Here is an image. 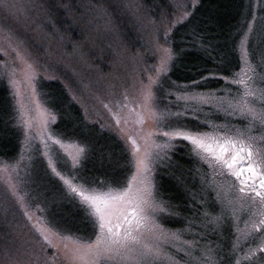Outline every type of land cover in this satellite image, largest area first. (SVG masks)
Here are the masks:
<instances>
[{
  "label": "rangeland",
  "instance_id": "1",
  "mask_svg": "<svg viewBox=\"0 0 264 264\" xmlns=\"http://www.w3.org/2000/svg\"><path fill=\"white\" fill-rule=\"evenodd\" d=\"M175 2L174 16L184 11L187 6V1ZM240 3L243 7L240 11L241 6L236 7L241 15L236 25L241 31L252 21L253 15L256 17L253 24L254 32L250 34L248 41L249 60L251 66L255 68L260 59V52L264 49V39L260 34L261 24L264 23L262 20L264 11L258 6L257 0H240ZM127 14L129 16L130 13ZM134 19L139 22L137 18ZM99 20L105 29L99 30L92 26L89 31L87 29L88 36L85 37V44L92 54L82 55L78 50L76 64L80 67H73L80 79L82 77L80 72L87 69V75L91 76L90 81L81 80L85 84L91 83L92 88L82 89L77 87L79 84L77 82L65 83L67 92L56 91L53 81L58 85L59 82L53 80L42 67L30 69L28 66L33 64L35 55L28 44L18 35L14 37L0 27V48L8 53L6 58L1 56V60L7 62L6 65L3 64L4 76L12 93H16L15 110L19 132L22 135L19 155L9 160L0 158V264H4L6 250H10L12 255H15L17 250L21 253L32 252L37 238L35 228L43 229L54 244L61 245L59 250L47 246L42 253L43 258L58 256L57 264H63L64 245L72 250L95 241L96 236L91 226H86L83 222L80 223L81 230L70 232L61 230L59 217L63 216V211L70 209L58 210L57 220H53L46 214L45 207L46 204L50 205L53 199H58L60 193L48 190L49 186L42 178L41 169L51 164L63 174L65 161L73 162V157L80 159V149L85 147L83 139H87L94 149L86 163L87 172L93 176L108 174L121 179L125 177L131 179L135 167L133 166L132 172H129V166L125 162L129 159L134 161V152H150L152 162L148 167L155 172L159 186L166 194L162 198L163 201H168L158 207L167 209L168 213L180 212L182 216L188 217V220L183 222H167L173 218L164 212L156 214V221L164 226L158 264H176L177 261L180 264H195L194 258H201L218 245L234 247L236 259L240 264H250L243 257L250 248L254 249L264 243V235L253 230L251 225L258 221L259 213L264 209L253 206L246 200L237 199L236 193L240 185L233 179L226 164L209 163V160L215 157L209 154L207 158H203L205 154L190 142L173 138V144L178 146L168 151L166 156L164 151L154 145L167 144L169 138L163 133L173 131L169 126L171 121L164 118L162 113L166 109H170L171 112L187 110L188 115L185 119L190 129L207 133L208 139L205 142L217 156H220L219 151L223 146L245 145L258 153L260 147L264 145V126L259 119L264 113L258 100L262 85L258 76L249 81L252 73L248 72L243 64H239L237 72L227 76L228 81L244 80L247 88L244 84L228 82L231 87H225L223 92H218L217 96L220 97L218 100L207 102L201 98L210 89L200 88L185 93L183 90L175 91L165 83V94L172 93L167 96L166 101L145 102L142 95L130 85H138L140 82L149 85L151 80L153 81L151 93L164 100L157 89L165 80L163 73L158 75V70L166 53L153 46V35L158 28L155 29L151 25L147 27L144 23V36L140 31L142 39L146 37L145 42L149 43L146 50H151L147 57H150L152 62L146 65L141 53L132 49L128 44L130 42L123 38V35L122 40L108 19ZM142 45L137 44L140 49L143 48ZM168 47L169 45H164V48ZM108 52H113L114 57L105 63L103 55ZM103 68H107L108 71L103 73ZM41 74L46 76L40 77ZM30 76L39 80L35 91L29 83ZM10 79L15 81V85L8 83ZM108 85L112 87L109 88ZM126 89L127 99L123 95ZM42 93H46V96ZM73 95L78 103L72 100ZM62 101L64 104L68 103L62 108L64 113L61 115L64 121H61L62 117L53 105ZM245 101L249 108L257 112V117L242 111ZM85 111L86 121L83 119ZM194 115H198L199 120L194 119ZM224 125L229 129L228 142L219 138V132L223 130ZM22 132H26L27 139ZM60 132L77 135L69 139L58 135ZM212 137H216V140ZM180 147L185 148L186 152H181ZM256 157L260 162L259 157ZM38 161L43 163L38 164ZM261 165L264 169V164ZM68 178L71 179L70 176ZM139 179L141 178L133 182L131 190L125 183L112 184L99 191L112 197L131 199L142 188ZM9 186H15L22 197H25V194L29 195L24 200V207L8 194ZM95 194L97 193L93 191L85 192L86 196ZM125 200H108L107 204L116 215L125 213L132 219L130 206ZM177 204L181 207H174ZM192 208L197 211L195 213L189 211ZM204 213L208 215L205 216ZM225 221L228 231L213 230L225 226ZM190 241H197L198 244L192 247L187 243ZM36 250L40 251L38 246ZM187 253L191 255H186Z\"/></svg>",
  "mask_w": 264,
  "mask_h": 264
},
{
  "label": "snow or ice",
  "instance_id": "2",
  "mask_svg": "<svg viewBox=\"0 0 264 264\" xmlns=\"http://www.w3.org/2000/svg\"><path fill=\"white\" fill-rule=\"evenodd\" d=\"M258 6L264 11V0H257ZM32 7H36L33 5ZM94 9L105 15L108 18L110 10L115 11L114 6L107 4L106 0H96ZM120 7L132 14L134 18L143 21V5L141 0H121ZM0 14L4 16L6 20H12L16 24H26L30 19L28 6L21 3V0H0ZM194 14L192 11L185 7V10L180 12L173 18H169L166 23L161 22L160 28L157 29L153 35V46L157 50H162L166 55L162 58L159 66L158 75L163 73L165 76L164 82H162L157 91H159L164 100L160 97H156L151 93V84L153 81L150 80L149 85H144L142 82L132 84L130 87L137 93L141 94L145 102L154 101L156 103H163L166 101L168 95L165 94L164 84L167 83L170 87H181L185 93L200 89L206 86L207 82L213 80L226 81L230 83L244 84L247 88V84L244 80L228 81V77L221 73L231 72L233 70L232 60L230 56H234L237 60V65L243 64L248 72L252 73L249 77L251 81L254 77L259 78V82L262 85L258 100L262 113H264V49L260 52V59L257 61L256 67L251 66L249 60V36L254 32L253 24L256 22V17L252 16V21L245 25V30L238 33L236 38H233L232 45L229 47L227 44L220 45L219 42L212 44L208 41L206 36H202L195 28L192 29L194 41L192 44V50L182 47L180 44H176L175 48H172V33L173 30H179L180 28H187L192 24V18ZM264 20V18H262ZM35 27L34 24L30 25ZM5 28L9 32H13L14 29L11 25H5ZM260 34L264 39V23L261 24ZM195 40H199L200 43L197 45ZM23 43V41H21ZM164 45H169L168 48H164ZM209 48L211 51L216 53L215 63L213 68L205 67L202 71L197 73L198 78H191L187 84L177 85L175 81L168 75L170 71L181 66V62L187 55H192L198 49L200 54L208 52ZM255 58V53L252 54ZM0 56L5 58L8 53L3 48H0ZM42 57L39 55L33 58V64L29 65L30 69L39 68L42 65L40 60ZM0 63L6 65V60H0ZM258 70V71H257ZM243 71V70H242ZM4 79L0 77V83H3ZM9 84L15 85L14 80H9ZM29 83L33 89L39 85V80L29 77ZM77 87L82 89L91 90V83L85 84L81 81ZM109 88L112 85H108ZM222 91L221 89H210L204 93L201 97L207 102L212 100L220 99L217 93ZM46 96V93H42ZM13 99H15L16 93H11ZM124 97L127 99V89L124 92ZM199 95V94H198ZM247 96L248 93L246 92ZM255 95V94H254ZM72 100L76 101L75 95L72 96ZM19 102V101H17ZM78 103V101H76ZM107 107V105H105ZM231 107V105H230ZM243 112H248L252 117H257V112L247 106V102H244ZM230 114V113H229ZM163 117L171 121L170 127L173 128L172 132H164L163 135L168 137V143L165 145H154L156 148L164 151L165 156L168 151L173 150L178 145L173 144L172 140L188 141L195 146L197 150H200L205 154L203 158H207V155L215 157L213 160H209V163H221L227 164V161L221 156H217L214 150L205 142L208 139L207 133L199 131H192L185 117L188 115V111L183 112H171L170 109H166L162 113ZM83 119L87 120L86 112L83 114ZM194 119L199 120L198 115H194ZM261 125L264 126V114L260 117ZM55 121V117H53ZM207 123V121L205 122ZM215 127V126H214ZM223 130L219 132V138L229 141L228 137V126H222ZM27 139L26 132H22ZM58 135L65 136L66 138H74L76 133H65L60 132ZM216 140V137H212ZM82 143L85 147L80 149L81 157L77 159L73 157V162H64L65 172L62 174L57 168L51 164L43 167L42 178L49 191L60 193L58 199H53L51 204H46V214L50 215L53 220H57V212L63 211L65 208L70 211H63V216L59 217V226L62 231H73L76 224L87 222L96 236L95 241L91 244H85L82 247L75 248L72 250L68 249L67 245H64L63 253V264H158L161 255L160 242L164 238V226L159 224L155 217L158 212H164L167 216L173 219L167 222H183L188 220V217L182 216L180 212L168 213L167 209L158 207L162 203H168L163 201V197L166 195L160 188L159 182L156 178V174L152 169L148 167L151 163L150 152L145 151L143 153L134 152V161L129 159L125 163L129 166L128 171L132 172V167H135V172L132 174L131 179L127 177L121 179L108 174L101 175H90L86 170V163L91 158L94 151L92 145L87 139H83ZM224 151V149H221ZM246 154L249 157L256 155L259 157L260 163L264 164V145L260 147L259 152H255L253 148H248ZM158 155V153H157ZM38 164H42V161H38ZM230 167V165H229ZM249 171H254L249 166ZM71 177L69 179L68 177ZM258 182L253 180L252 183L247 181H241V185L236 193L237 199L246 200L253 206H259L264 209V169L258 173ZM139 179V183L142 188L138 190L131 199L125 200L124 197H112L108 193L100 192V189L108 188L112 184H125L127 183L129 190L132 188L133 182ZM86 191H93L95 195H85ZM8 194L18 203L21 207H24L25 197L20 195L18 189L15 186H9ZM121 199L125 200L129 204L131 210L132 219H129L128 215L121 213L116 215L108 206V200ZM172 206V205H170ZM176 208H180L181 205H174ZM189 211L195 213V208L189 209ZM26 214V213H25ZM205 216L208 213H204ZM260 218L258 221H254L251 225L252 229L264 235V211L259 213ZM64 217H68L65 219ZM31 219V218H29ZM191 223V221H189ZM221 228H214V231H228L226 226ZM34 231L37 233L35 244L32 247V252L21 253L17 250L15 255H12L10 250L5 252L4 264H57L59 259L58 256L54 255L51 257L43 258V250L47 246H52L60 249V244H54L53 240L49 238L46 232L41 228H35ZM151 240V242H147ZM190 246L195 247L198 242L190 241L187 242ZM37 246L39 252H37ZM205 247H207L205 245ZM186 255H191L187 253ZM26 257V258H25ZM195 264H240V261L236 259L235 248L228 247L226 245H218L215 249H210L208 253L202 255L201 258H194ZM243 259L250 264H264V243L256 246L254 249L250 248L245 254ZM176 264H180L179 261Z\"/></svg>",
  "mask_w": 264,
  "mask_h": 264
},
{
  "label": "trees",
  "instance_id": "3",
  "mask_svg": "<svg viewBox=\"0 0 264 264\" xmlns=\"http://www.w3.org/2000/svg\"><path fill=\"white\" fill-rule=\"evenodd\" d=\"M176 0H141L143 5V21L139 19L137 22L132 14L127 16V12L121 7V0H106L107 4L114 6L115 11L110 10L108 19L118 34L123 35L130 43L132 49L140 52L141 57L145 60L146 65H150L152 60L148 58V53L151 52L149 43L145 42L146 37L142 39L140 31L143 33V24L150 25L155 29L160 28L161 22L166 23L169 18H173L176 7ZM187 1L186 5L189 11H192L194 16L192 24L187 28H180L178 31L173 30L172 33V48L176 44H180L189 50H192L194 36L192 29L195 28L202 36H206L212 44L219 42L220 45H232L233 38L241 32L237 21L241 17L239 11L242 9L240 0H181ZM21 3L28 6L30 19L26 24H16L12 20H6L0 14V27L6 32L13 35H18L22 38L31 49L32 53L42 57L40 60L41 67L50 75L53 80H57L59 85L55 84L56 91L67 92L65 83H80L82 80L90 81L91 76L87 75V69H83L81 79L78 78L77 72L73 67L77 66L76 55L78 50L81 54L91 55L88 45H86L85 37L88 36V31L92 26L99 29L102 28V23L99 19L105 18L103 13L94 9L96 0H21ZM241 4V5H240ZM36 5V7H32ZM241 6V7H240ZM236 7H240L237 11ZM237 11V12H236ZM34 24L35 27L30 25ZM5 25H11L13 32L6 30ZM155 25V26H154ZM88 26V27H87ZM141 28V29H140ZM88 29V31H87ZM102 29H105L103 27ZM146 36V35H145ZM122 38V37H121ZM122 38V40H123ZM144 48H139L137 44ZM198 45L199 40H195ZM133 45V46H132ZM146 46L148 47L146 50ZM107 52V51H106ZM132 53H134L132 51ZM104 62L108 63L114 57L113 52L103 55ZM216 53L209 48L208 52L200 54L197 49L194 54L187 55L181 62V66L170 71L168 75L176 82L177 85H184L191 78H198L197 73L205 67L213 68ZM233 63L231 72L221 73L228 76L237 72L239 66L234 56H230ZM102 59V58H101ZM1 60V56H0ZM74 65V66H73ZM74 71V73H73ZM107 68H103V73L107 72ZM5 69L3 63H0V77L4 79L0 83V158L14 159L19 155L21 148V137L19 132V124L16 117L15 102L11 95L12 91L5 80ZM46 75L41 74L40 77ZM86 76V77H84ZM225 87H231L226 81L213 80L207 82L202 89H221L223 92ZM174 90H182L181 87H173ZM197 90V89H196ZM67 95V99H68ZM86 99V98H85ZM87 100V99H86ZM75 104V103H74ZM55 110L62 117L68 103L53 104ZM86 105V104H85ZM90 107L89 105H86ZM81 112V111H80ZM86 112V111H85ZM84 112V113H85ZM83 113V112H82ZM62 114V115H61ZM63 120V117L61 118ZM6 139V142L4 140ZM13 143L14 145H11ZM180 151L186 152L185 148L180 147ZM179 152V151H177ZM29 196V195H28ZM86 226L87 222H83ZM82 224H76L73 230H81ZM89 231V230H87ZM93 235V233L91 234Z\"/></svg>",
  "mask_w": 264,
  "mask_h": 264
},
{
  "label": "flooded vegetation",
  "instance_id": "4",
  "mask_svg": "<svg viewBox=\"0 0 264 264\" xmlns=\"http://www.w3.org/2000/svg\"><path fill=\"white\" fill-rule=\"evenodd\" d=\"M249 147L242 146H233V147H221L219 154L223 157L224 160L227 161V169L231 172V175L234 180H236L240 186L241 181H247V183H252L253 180H257L258 182V173L262 170V165L258 162L257 157L253 155L249 157L246 154V151ZM221 149H224L222 151ZM230 165V167H229ZM249 166L254 171H249Z\"/></svg>",
  "mask_w": 264,
  "mask_h": 264
}]
</instances>
